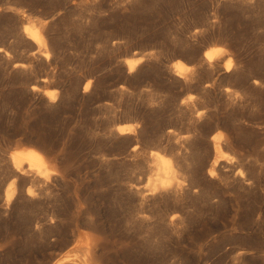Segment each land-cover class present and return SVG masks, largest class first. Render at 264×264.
Masks as SVG:
<instances>
[{"label": "rangeland", "instance_id": "rangeland-1", "mask_svg": "<svg viewBox=\"0 0 264 264\" xmlns=\"http://www.w3.org/2000/svg\"><path fill=\"white\" fill-rule=\"evenodd\" d=\"M0 264H264V0H0Z\"/></svg>", "mask_w": 264, "mask_h": 264}, {"label": "bare ground", "instance_id": "bare-ground-1", "mask_svg": "<svg viewBox=\"0 0 264 264\" xmlns=\"http://www.w3.org/2000/svg\"><path fill=\"white\" fill-rule=\"evenodd\" d=\"M30 30V34L32 36V38H34L37 42H39L40 47L42 46V38H40V32L37 29L36 26H32L29 28ZM223 48L222 47H216L214 49V54L210 55L209 52H207L205 55L206 57L212 61L216 55H218L219 53H222ZM141 59H131L127 61L128 67L130 71H133L135 69V67L137 66V64L139 63ZM177 67L180 71L184 70V66L181 62L177 63ZM229 70V69H228ZM90 83L87 85V87H89ZM132 129V125H122L117 127V131L120 134H125L127 132H131ZM219 147L216 145V150H218ZM21 155H25L31 162H35V163H41L44 164L45 161V157L44 155L36 150V149H32V148H28L25 150H21V151H17L15 152V154L13 155V162H14V166L19 169L22 166V160H20L19 156ZM151 156L154 159V161L157 162V167L158 170L163 174V176L168 177V175H176V169L175 166L173 164V160L171 157H169L168 155H166L163 152L160 151H152L151 152ZM167 184V183H166ZM164 184L165 187H167V185ZM14 193H12V190L10 188H8L6 190V198L7 200H11L13 198Z\"/></svg>", "mask_w": 264, "mask_h": 264}]
</instances>
